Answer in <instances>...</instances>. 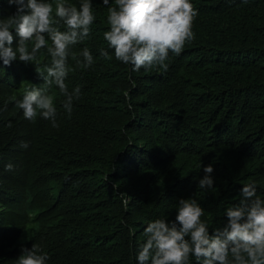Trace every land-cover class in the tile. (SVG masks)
I'll return each instance as SVG.
<instances>
[{"label":"trees","instance_id":"trees-1","mask_svg":"<svg viewBox=\"0 0 264 264\" xmlns=\"http://www.w3.org/2000/svg\"><path fill=\"white\" fill-rule=\"evenodd\" d=\"M191 3L194 39L169 52L167 71H135L104 39L114 0H91L90 34L69 50L65 83L80 87L70 115L50 89L57 127L16 107L25 89L43 86L36 66L50 62L46 49L33 62L0 61V264L33 244L46 264H137L146 225L174 220L180 198L198 201L210 234L244 184L264 199V0ZM15 11L0 0V20ZM84 48L89 67L72 59L83 62ZM208 164L214 188L202 190Z\"/></svg>","mask_w":264,"mask_h":264},{"label":"clouds","instance_id":"clouds-1","mask_svg":"<svg viewBox=\"0 0 264 264\" xmlns=\"http://www.w3.org/2000/svg\"><path fill=\"white\" fill-rule=\"evenodd\" d=\"M6 2L15 6L16 11L0 20L2 64L10 66L16 60L33 62L41 49H46L50 57L49 63L36 66L43 86L25 89L16 107L23 110L25 119L34 121L39 115L57 127V109L50 89L53 85L58 87L65 97L62 106L70 115L80 87L70 92L65 83L69 50L90 34L95 19L91 0H83L79 8L55 0V16L53 4L48 0ZM102 3L108 6L110 0ZM196 15L191 0H114V5L108 7L110 27L104 32V39L114 49L116 60L130 64L133 70L158 66L167 71L169 52L180 55L185 43L194 39L192 22ZM61 22L65 31L59 28ZM100 54L108 57L103 49ZM81 55L83 62L75 54L72 59L77 64L83 63V67L93 64L88 48ZM21 147L27 148L28 144L22 142ZM12 169V164L6 165V170ZM203 172L197 187L214 188L213 166H204ZM256 193L254 183L244 184L238 202L226 208L227 222L211 234L209 226L201 220L204 210L198 201L180 198L174 220L156 219L146 225V240L136 255L137 264H189L190 256L195 257L196 264H264V199ZM48 259L33 244L22 249L15 264H46Z\"/></svg>","mask_w":264,"mask_h":264},{"label":"rangeland","instance_id":"rangeland-1","mask_svg":"<svg viewBox=\"0 0 264 264\" xmlns=\"http://www.w3.org/2000/svg\"><path fill=\"white\" fill-rule=\"evenodd\" d=\"M93 11V10H92Z\"/></svg>","mask_w":264,"mask_h":264}]
</instances>
